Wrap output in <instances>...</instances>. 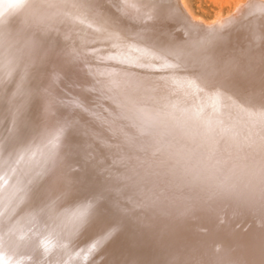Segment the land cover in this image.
Listing matches in <instances>:
<instances>
[{
    "label": "bare ground",
    "instance_id": "1",
    "mask_svg": "<svg viewBox=\"0 0 264 264\" xmlns=\"http://www.w3.org/2000/svg\"><path fill=\"white\" fill-rule=\"evenodd\" d=\"M262 1L264 0H236L228 13H216L214 21H207L202 27V18L192 14L185 0H166L165 16L175 15L178 10L183 17L201 27L189 33L176 19H160L152 28L155 42L143 43L135 34L143 31L142 23L152 24V21L135 18L146 10L141 8L143 0H124L122 13L112 7V4L120 7L121 0H111V3L109 0H93L95 12L74 6L76 0H44L54 6L41 8L43 24L31 30L33 64L29 72L31 78L27 80L40 104V110L37 115L26 112L24 116L13 120L18 103L11 105L9 114L3 119L5 122L0 126V177L7 175L4 169L10 164H18L25 169L33 178L37 193L43 198L40 205L44 214L40 218V228L27 219L21 222L19 230L11 237L12 242L7 247H2L0 255L9 264H184L186 260L188 264H229L230 261L239 264L245 259L242 252L227 254L225 236L230 234L235 240L246 241L264 229H250V226L247 227L250 230L241 231L239 226L234 228V221L236 223V219L240 217L261 218L229 200L197 204L188 215L181 216L185 202H191L187 200L191 194L187 190L175 189H165L162 194L164 185L152 188V185L145 186L140 181L136 173L141 172L139 161L145 159L140 146L142 137H138L137 130L125 117L131 115L128 109L146 107L132 104L131 101L138 94L152 97L161 104H175V115L183 124L182 131L190 133L194 141L185 139L179 144L173 143L169 150L186 153L200 144L205 146L201 149L204 156L208 155L206 145L210 141L204 135L201 121H210L215 129L212 135L218 140L215 155L206 161V167L195 158L187 166L201 175L215 172L216 180L239 182L241 188L248 185V189L255 188L259 194L264 187L259 175L261 155L253 153L252 148L247 147L246 138L251 136L255 139L254 134H264L260 133L259 118L250 115L264 109L253 107L244 98L250 93H256L259 99V94L264 90V46L261 43L258 46V41L255 40L257 46L252 43L246 46L241 42L243 48L245 46L241 50L232 46L233 49L209 52L207 55L214 56L217 63L205 68L204 53L201 50L187 46L177 47L175 39L171 41L173 44H169L166 37L169 34L181 36L183 32L184 35L195 38L201 36L204 40L209 33L216 35L219 28L228 27L235 19L249 16L246 15L247 11ZM101 16L111 18L114 25L102 22ZM252 27L249 25V28ZM253 38L249 39L252 41L255 39ZM49 50H55L60 55L50 56L47 54ZM65 55L71 58L74 67L67 76L60 74L53 84L50 75L61 62V56ZM108 56H119L121 59L127 57L135 63L120 64L113 60L98 59ZM198 68L203 69L212 79L223 80L227 76L226 87H205L197 75H194ZM21 100L20 96L19 104L22 107ZM124 105L126 108L122 107ZM181 110H185L184 115H181ZM197 114L199 119H196ZM129 136L138 137L134 145L128 142ZM237 144H244V150L238 152ZM229 156L232 159L229 160ZM217 160L227 161L217 165L220 168L218 172L212 167ZM65 188L73 190L75 197L65 199L61 195ZM105 188H110L111 191L104 192L106 199L102 203L112 212L116 211L117 206L131 208L134 204L142 203L144 193L149 188H152L154 198L159 196L163 199L168 196L176 203L168 207L165 202L160 213L135 208L134 217L127 222L123 231L110 240L98 243V227L82 234L76 228L74 217L81 208V203H73V199L91 203V200L85 201L84 198ZM30 204L35 206L36 203ZM230 212L237 214L233 217ZM222 213H226V216L224 220L221 219L222 222H218L219 214ZM110 219L112 216L106 214L100 226H106ZM253 224L250 222V225ZM1 226L0 221V233ZM199 227H206V230L199 233ZM217 241L221 242V249L215 248ZM90 248L92 251H88ZM188 250L194 251L195 260L184 255ZM249 264H260V258H254Z\"/></svg>",
    "mask_w": 264,
    "mask_h": 264
},
{
    "label": "snow or ice",
    "instance_id": "2",
    "mask_svg": "<svg viewBox=\"0 0 264 264\" xmlns=\"http://www.w3.org/2000/svg\"><path fill=\"white\" fill-rule=\"evenodd\" d=\"M111 3V0H109ZM45 8L53 7L52 4H47L44 0H32L29 3L28 0H9L7 7L13 10H22L26 7ZM80 9L88 12H95L96 5L93 0H76L74 5ZM125 6L124 0H121L120 7L116 4H112L113 8H117V11L123 12ZM166 6V0H146L141 3V8L146 9L140 13L139 17H135L140 21H152V24L142 23L143 31L135 34L136 38L140 39L143 43H154L155 40L152 35V28L156 21L160 19H176L178 23H182L185 28L188 29L189 33L194 32L200 28V25L194 24L189 18L183 17L182 13L178 10L175 15L165 16L164 9ZM264 10V9H261ZM101 21L108 24L109 26L114 25V21L106 16L100 17ZM223 40L220 35H209L204 40H196L191 46L194 49H199L204 53L203 64L206 68L208 65L217 63L214 56H209L207 53L213 52L219 43ZM171 44L172 42H167ZM48 55L55 56L60 55L55 50H49ZM98 59H108L117 61L120 64L135 63L129 58L125 57L121 59L119 56H108L98 57ZM74 67L72 60L68 56H61V62L55 69V72L50 75V80L53 84L59 79L60 74L64 76L68 75L69 70ZM140 67H148V65H140ZM164 67H175L173 65H164ZM194 75L204 83L205 87L210 88H224L226 87L225 80L212 79L207 73L198 68ZM245 102L252 105L253 107L259 106L264 109V90L259 94L257 99L256 93H250L244 98ZM133 105H145L146 107H137L135 109H128L131 115L126 116L125 119L131 122V126L137 130L138 137H142L140 140L141 151L145 154V159L139 161L138 167L141 172H137L140 181L145 185H152V188L159 187L161 184L164 185V189H161L163 194L164 190H187L191 195L187 198L191 202H185L184 210L180 213L181 216L188 215L192 207L200 204L206 205L209 201L216 200H229L234 202L238 207H241L254 215H258L264 220V187L260 189V193L257 194L255 188L248 189V185L244 188L240 187L238 182H228L227 180H216L215 172L209 173V175H201L200 172L194 171L192 167L187 166L188 162L193 158L197 159L198 163L204 164L206 161L211 160L215 155V145L218 140L212 133L215 131L210 121H201L204 128V135L208 137V143L206 145L207 156H204V145L197 144L195 148L191 149L186 153L171 152L169 149L173 143H181L182 140H193L194 138L190 133L183 132V124L180 119L175 115L177 106L175 104H168L156 101L152 97H146L143 95H137L136 98L131 101ZM54 103V99L52 100ZM126 108V105L122 106ZM185 110H181V115H184ZM250 115L257 116L259 118L261 129L260 133H264V111L256 113H250ZM192 119V117H188ZM196 119H199L197 114ZM22 118L20 125H22ZM178 129L181 131L178 132ZM15 135V133H13ZM255 139L251 136L246 138L247 147L252 148L253 153H259L261 155V167L259 169V175H261L262 182H264V134H254ZM137 136H129L128 142L135 144L138 139ZM222 138V137H221ZM245 145L237 144V151H243ZM246 158V157H245ZM232 159L229 156V160ZM227 163V161L217 160L216 164L212 165L216 171H220L217 165ZM235 167V166H234ZM243 172V169H241ZM152 188H149L144 193L143 202L140 204H134L131 208L129 207H116V211L112 212L106 208L102 203L106 197L105 191H111L110 188H105L103 191L93 193L90 197H85V201L91 200V203H83L79 200L73 199V203H81V208L77 211L74 217L75 226L79 229V233L82 234L85 231L93 228H99L97 235L100 237L98 243H102L106 240H110L115 235L123 231L127 222L134 217V209L139 207L141 209L150 210L154 213H160L163 211L162 206L167 202V206H173L176 201L170 199L168 196H164L161 199L159 196H155L152 192ZM247 189V191H246ZM61 195L67 199L69 197H75V192L71 189L65 188ZM34 196L43 202V198L39 193H35ZM31 200V198H30ZM37 207L39 204L36 205ZM106 214H110L112 219L106 226H100L102 219L105 218ZM2 227L6 228L5 223ZM7 235V234H5ZM227 241V247L225 251L228 255L233 252H242L245 259L241 260L239 264H249V261H254V258H260V264H264V231L257 235L250 236L246 241L235 240L230 234L225 236ZM4 243H7V239H4ZM233 245H235L233 247ZM95 245H93V248ZM92 251V249H88ZM185 256L191 260H195L196 256L193 250H188L184 253ZM0 264H9L8 260L3 255H0ZM184 264H188V261H184ZM234 264V262H229Z\"/></svg>",
    "mask_w": 264,
    "mask_h": 264
},
{
    "label": "rangeland",
    "instance_id": "3",
    "mask_svg": "<svg viewBox=\"0 0 264 264\" xmlns=\"http://www.w3.org/2000/svg\"><path fill=\"white\" fill-rule=\"evenodd\" d=\"M6 1L7 0H0V15H3V16H0V81H1L0 82V107H1L0 108V126H1V123L5 122V120H3V119L6 118V116H5L6 114L7 115L9 114L8 112H9L10 108L12 107L11 105H16L17 103L19 104V97L20 96H21V99H22L21 100L22 107H21L20 104L19 105L17 104L16 109H17L18 113L15 112V114L13 115V118H14L13 120L24 116L26 114V112L27 113L28 112L32 113L33 115L34 114L37 115L39 110H40V104L38 103V101H36V99L34 97V94H33V92L30 89L29 84H27V80L29 81L30 78H31V76H29V72H30L31 66L33 64V54H32V50H31V42H30V36L31 35H30V33H31V30L33 28H35V26H39V25L43 24V22H42L43 21L42 20V18H43L42 17L43 16V14H42L43 11L42 10L43 9L36 8V7L32 6V7H26L25 8L28 11L24 10V9L19 10V11L13 10V9L11 10L10 8L6 7L7 6L6 3L8 4L9 0L7 2ZM143 1L146 2V0H143ZM232 1L233 0H185V3H187L186 4L187 7L190 8V11H192V14H194L195 17L197 16V18H199V19L202 18L200 24L203 27L205 24L208 23L207 21H210V22L214 21V18H215V16L218 13H223L224 15H225V13H228V11H230L234 7V5L236 3V0H234L235 2L234 1L232 2ZM28 2L32 3V0H28ZM1 7H3V8H1ZM252 7L253 8H251V9H249L247 11V14L245 13L246 15H249V16H245L244 15L240 19H235L233 22H231L233 26L231 25V23H229L227 25L228 27L223 26V27L218 29L219 33L217 32L218 34L216 33V35L222 36L223 40L215 48V50H214L215 52L222 51L223 49L226 50L228 48L229 49L230 48L233 49V47L236 50H241V49L245 48V46L243 48V44L246 45V46L247 45H251V43H252V45H255V42H256L255 40L258 41L257 42L258 46L260 45L259 43H261V45L264 46V10H261V9H264V1H262L260 3L257 2ZM30 9H36V10H30ZM10 13H12L11 15L14 16V17L9 15ZM6 15H7V17H6ZM22 15H24V16H22ZM26 20H28V21H26ZM29 20L31 21V23H30ZM203 20H205V21L203 22ZM17 22L20 23V24H18ZM241 23H243V24H241ZM257 24L259 26H261V29L262 28L263 29L261 30ZM26 25L28 26V28H27ZM242 25H244V27H241ZM249 25H250V27H252L253 25L254 26L252 28H249ZM235 26H237V27L235 28ZM247 26H248V28H247ZM22 27H24V28H22ZM229 28H231V29H229ZM221 29L224 30V31H222ZM236 29H238V30L235 31ZM19 30H21V31H19ZM225 30H228V31H225ZM231 30H232V32H230ZM220 31H221L222 35H221ZM243 31H244V33H243ZM246 31H248V32H246ZM237 33H240V34H237ZM241 34L244 35V36H241ZM182 35L180 36V34H176V36H175V35L172 34L170 36V34H169L166 37V39H168V41H170V42L173 39H175L174 43L176 44L175 46H177V47H185V46L192 47L191 45L196 41V39L198 40L201 37V36H198V38L197 37L195 38V37H192V35L191 36L188 35V34L184 35L183 32H182ZM229 36L231 38H233L232 39L233 41L231 40V38ZM236 36H238V37H236ZM253 36H254L255 39L253 38ZM180 37L181 38L184 37L185 39L184 38L181 39ZM228 37H229V39H227ZM188 38L189 39L191 38L190 39L191 41L188 40ZM249 38L250 39L253 38L254 40L251 41ZM204 39H205V37H204ZM247 39L250 40L251 42L248 41ZM259 39H261L262 41L259 40ZM200 40H203V38L201 37ZM245 40H247V42H249V43H247ZM241 42L242 43L244 42V43L242 44ZM171 44H173V43H171ZM22 46H24V47H22ZM236 46H237V48H236ZM255 46H257V45H255ZM222 47H224V48H222ZM4 71H5V73H4ZM7 79H8L9 82L7 81ZM1 83H3V85ZM4 87H8V88H4ZM2 88H4V89H2ZM1 89H2V91H1ZM4 91H6V92H4ZM8 92H9V94H8ZM4 94H5V96H4ZM1 100H2V102H1ZM5 109H6V111L4 112ZM10 165L8 166V168L6 167L4 169V172L7 175H1V177H0L1 178L0 179V190L2 191V192H0V194H1L0 198L2 199V200L0 199V206L2 207V209L0 207V210H2V211H0V212H2L0 214V217H1L0 221H1L2 225H4L5 223L7 224L6 228L1 226L2 227L1 228V233L2 234L0 233V250L2 249V247L5 248L4 246L7 247L9 242H12L11 237L17 233V231L19 230L18 228H19L21 222L27 221V219H28V220H31L35 226L40 228L41 227V222H42L41 221L42 219L40 220V218H43V214H44V212L42 210V206L40 205V200L39 199L37 200V198L34 196V194L37 193V189H36L37 187H36V184H35L33 178L29 176L28 172L25 169L19 167L18 164H10ZM10 167H12V168H10ZM8 169H9V171H8ZM20 173H22L23 175L20 174ZM2 176H3V178H2ZM18 176H19V178H18ZM25 178H27V179H25ZM17 179H19V181ZM16 180H17L18 183L16 182ZM28 180H30V181H28ZM23 183H25V184L23 185ZM4 184H6V186ZM32 184L35 185V186H33ZM25 185H26V188L29 190V192L31 191L30 193H28V190H26ZM28 186H30L31 188L28 187ZM32 190H34L36 192L34 193V191H32ZM7 193H9V195ZM27 194H29V195H27ZM31 194H32V196H31ZM15 196H17V197H15ZM30 198L32 199V202H31ZM27 200L30 203H32V205L35 204V203L38 204V202H39V206L37 207L36 204H35V206L34 205L30 206L31 204ZM1 201H3L4 203L1 202ZM36 201H38V202H36ZM8 202H10V204H8ZM24 206H25V208H24ZM12 207H13V209H12ZM16 209H17L18 212L16 211ZM24 209H26L28 211L25 210L26 211L25 212ZM31 209H32V211H31ZM34 210L37 212L36 214L34 213L35 212ZM5 212L7 214H10V215H7ZM24 214H25V217H24ZM236 214L237 213H234V212L231 213L230 212V215H232L233 217ZM224 216H226V213L219 214L218 222H222V220H224ZM37 218H39V219H37ZM240 219H242V220H240ZM3 220H4V222H3ZM12 220H14V221H12ZM252 220L255 222L254 224H253ZM15 221L17 222V224H16ZM38 222H39V224H38ZM250 222L253 225H250ZM9 223H10V225H9ZM263 224H264V220L259 219L256 216H251V217H248V218H244V217L241 218L240 217V218L236 219V223L234 221L233 226H234V228H238L237 226H239L240 227L239 230L241 229V231H245V229H247V227L250 228V226H251L250 229H253V228H259L260 229L261 228L263 230L264 229V225ZM10 230H13V231H10ZM205 230H206V227H199L198 228L199 233L200 232H204ZM5 234H7V235H5ZM5 238L7 239V243H4V239ZM221 246H222V244H221L220 241H217L215 243V248L216 249L217 248L221 249Z\"/></svg>",
    "mask_w": 264,
    "mask_h": 264
}]
</instances>
